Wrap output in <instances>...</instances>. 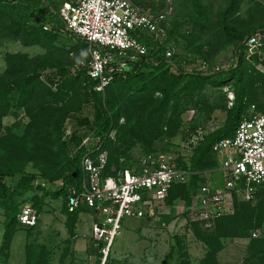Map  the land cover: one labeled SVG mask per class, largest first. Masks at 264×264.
<instances>
[{
	"label": "rangeland",
	"instance_id": "rangeland-1",
	"mask_svg": "<svg viewBox=\"0 0 264 264\" xmlns=\"http://www.w3.org/2000/svg\"><path fill=\"white\" fill-rule=\"evenodd\" d=\"M137 1L151 11H158L162 7V3L158 0ZM262 22H264V0H171L165 24L161 25L163 28L161 37L156 40L159 43H167V49L177 57L195 56L196 66L211 65L217 69L229 67L234 63L240 74V80L237 82L234 78H230L224 84L217 86L203 79L194 88L190 87L191 85L183 86L179 91L178 102L176 99L170 101L165 114L156 118V125L144 132L140 131L143 119L141 113L130 106L127 107L126 115L119 118V122L125 127L121 131L115 127L109 132L111 150L115 158L111 161V167L140 170L143 167H151L153 161L162 155L170 156L173 162L179 165L182 163L186 166L191 165L195 149L193 145L186 143V138L195 129H200L207 135L222 127L228 117V109L233 105L235 95L241 87L248 99L246 113L250 112L252 104L255 105L256 111H264V48L255 54V58L242 59L239 62L234 60L233 55L238 42L243 43L238 50L244 51L246 29ZM224 25L232 26L234 32L228 33ZM46 31L53 33L55 27L49 26ZM58 32L60 34L55 33L54 36L49 34L47 46L24 45L19 38L10 33L3 34L0 37V75L8 64L7 55L12 53L18 54L14 58L24 66L35 67L40 73L38 78L41 80H47V75L52 76L54 80L59 78L55 65L57 59L74 74L84 63L77 60L78 52L83 49L81 56H89L88 46L86 45L85 49L77 35L66 27L59 29ZM77 45L79 48H75ZM10 61L12 62V59ZM48 61L51 65L45 64ZM28 73L31 74L32 71ZM78 81L79 77L73 81V86L77 87L76 92L79 91ZM11 95L12 98L8 95L10 102L6 106L7 111L0 119V163L5 161L2 147L11 143L20 149L19 152L13 153V161L20 165L24 162L25 170L39 171L40 167L46 170L58 168L60 163L56 160L36 156L37 145L45 144L38 138L44 139L43 135L48 133L30 125L31 114L22 105H18L16 91L12 90ZM159 95L160 91L154 92V96ZM75 96L71 98L74 99ZM42 100L44 98L41 97L39 101ZM35 101L31 100L30 104ZM193 124L195 129L191 131L189 127ZM68 131L66 129L63 135ZM50 135L55 136L52 132ZM50 146L52 149L56 148L55 143H50ZM217 164V157L211 153L197 168H189L187 180L177 187V196L170 201L165 199L156 217L143 219L133 216L124 217L110 247V264H201L208 249L200 239L201 232L212 231L215 219L204 221L193 215L190 208H186V198L189 197L191 200L202 186H207L210 182L212 184L221 182L216 172ZM5 181L12 186L16 176H6ZM62 183L61 179L36 178L31 189L17 196L16 200L22 201L24 198V201H27L26 197L32 192L39 195L42 190L37 187L38 185L50 191L61 186ZM45 199H49L46 202L48 205L43 209L47 212V220L57 228L52 227L42 232L45 228L39 223V213L36 224L31 228L15 223V228L19 229L15 232L10 245L13 253H8L10 248L0 252V264H22V247L25 241L35 243L47 241L44 245L53 251L51 255L53 264H93L95 254L91 250L93 246L91 239L90 258L87 255L82 256L87 258H81L77 253L78 250L74 249L71 243L72 238L68 236L60 218L62 216L59 217L57 213L60 212L63 195L53 198L47 195ZM226 201L228 210L225 216L233 215L241 205L247 208L251 206L264 208V184L257 188L250 199H239L232 194ZM91 216L93 215H90V220ZM254 222L255 224L243 236L218 237V247L214 253L217 264H264V258L252 255L254 247L251 244L252 239H264V220L256 214ZM4 223L5 208L0 205V246L3 241ZM91 223L92 220L87 225L89 233ZM253 232H256V236L252 235Z\"/></svg>",
	"mask_w": 264,
	"mask_h": 264
},
{
	"label": "trees",
	"instance_id": "trees-1",
	"mask_svg": "<svg viewBox=\"0 0 264 264\" xmlns=\"http://www.w3.org/2000/svg\"><path fill=\"white\" fill-rule=\"evenodd\" d=\"M60 2L61 0H0V37L10 33L19 38L24 45L47 46L49 34H53V36L55 33L60 34L58 30L65 28L58 13ZM45 23L50 27H55V31L53 33L46 31L43 28ZM224 29L228 33L234 32L230 25H224ZM257 30L264 31V22L249 26L246 33L249 35ZM77 37L86 49L87 42L80 36L77 35ZM142 39L147 45L146 53L135 57L130 70L122 69L114 72L111 81L101 90L94 88L97 80L87 74L89 56H81L83 49L78 52L77 60L84 63L74 74L57 59L58 62H55V65L59 78L54 80L52 76L47 75L45 81L38 78L40 73L35 70V67L24 66L14 58L18 54L7 55L8 64L0 75V119L7 111L6 106L10 102L8 95L12 98V90L16 91L18 105H22L31 114L30 125L48 133L43 135L44 139L38 138L45 144L37 145L36 156L54 159L60 164L54 170H46L43 167H40L39 171L25 170L24 162L20 165L13 161V153L19 152V147L11 143L2 147L5 161L0 163V205L5 208V223L0 252L9 248L11 237L16 229L14 226L17 223L16 214L24 202V198L22 201H17L16 197L30 190L36 178L62 180L61 186L50 191L38 185L37 187L42 191L39 195L34 193L31 199L39 213L42 200L46 195H51V197L63 195L62 210L67 216V232L69 237L73 236L74 223L82 206L69 210L67 195L71 186L78 187L80 185L81 157L88 149L94 150L98 145L101 149H108L105 170H110L111 161L115 158L111 150L109 132L115 127L120 131L125 127L119 122V118L126 115L127 107L130 106L141 113L143 119L140 131L144 132L156 125V118L165 114L170 101L176 99L178 102L179 91L183 86L191 85L190 87L194 88L203 79L217 86L224 84L230 78H234L237 82L240 80V74L236 69L237 66L233 65L234 63L224 68L215 69L210 65L206 69H197L195 56L177 57L175 54L167 56V43H159L158 40H154L148 35H143ZM242 45V42H238L234 48L235 61L246 59L244 51L238 50ZM75 48H79V45ZM51 62L53 64V61ZM74 63L75 61H73ZM45 64L51 65L49 61ZM29 71L32 73L29 74ZM78 77L79 95L76 92L77 87L73 86V81ZM52 84H54V88H52ZM155 91H160V95L154 96ZM73 95H76L74 99L71 98ZM134 96L138 98L134 99ZM41 97L44 100L40 102ZM31 100L36 101L30 104ZM247 102L248 99L241 87L235 95L233 105L228 109L225 124L204 135V138L194 146L195 151L191 165L186 166L183 163L178 165L183 168L195 169L203 163L207 155L212 153L211 145L217 138L234 133L238 121L243 114H246ZM189 128L193 131L195 125H190ZM66 129L69 131L63 135ZM51 132L55 134L54 137L50 135ZM86 137L87 139L83 142ZM39 140L37 141L39 142ZM50 143H55L56 148L52 149ZM28 156L30 158V155ZM123 168L128 167H118V169ZM6 176H16V181L12 186L6 183ZM181 184L170 186L165 197L167 201L177 196V187ZM189 203L190 198L187 197L186 208ZM256 214H259L260 218L264 220V208L256 206L247 208L245 205H241V208L233 215L216 217L213 230L201 232L200 239L208 248L201 264H217L214 253L218 247V237L220 235L243 236L255 224ZM251 244L254 247L252 255H259L263 259L264 239H252ZM43 248L39 242H28L25 249V264H48L43 260ZM94 254L95 261H97L95 248Z\"/></svg>",
	"mask_w": 264,
	"mask_h": 264
},
{
	"label": "built area",
	"instance_id": "built-area-1",
	"mask_svg": "<svg viewBox=\"0 0 264 264\" xmlns=\"http://www.w3.org/2000/svg\"><path fill=\"white\" fill-rule=\"evenodd\" d=\"M158 1L162 7L151 11L135 0H61L58 13L65 27L88 44L87 74L97 80L95 89H103L114 72L125 69L137 55L146 53L143 35L154 40L161 37V25L165 24L171 0ZM49 26L45 23L43 28ZM263 47V30L247 35L245 58L252 59ZM166 55H172L169 49ZM250 108L232 135L217 138L211 145L218 159L216 172L221 182L202 186L188 205L191 213L204 221L224 215L228 210L226 200L232 194L239 199H250L264 184V111H256L254 104ZM204 135L195 129L186 143L195 146ZM106 163V149L99 145L94 150L88 149L80 161V185L71 186L67 195L69 210L82 206L93 215L92 238L98 257L93 264H110V247L124 217H156L170 186L185 182L189 176V169L179 166L168 155L140 170L110 167L106 171ZM16 219L23 227L36 224L38 213L32 200L21 204ZM252 235L256 236V232Z\"/></svg>",
	"mask_w": 264,
	"mask_h": 264
},
{
	"label": "crops",
	"instance_id": "crops-1",
	"mask_svg": "<svg viewBox=\"0 0 264 264\" xmlns=\"http://www.w3.org/2000/svg\"><path fill=\"white\" fill-rule=\"evenodd\" d=\"M30 194V193H29ZM34 194V192H32L30 195H28L27 200H31V196ZM47 196V195H46ZM46 196L43 198L42 200V204H41V207H40V211H39V214H40V225L41 227H44V231L42 230V232H45L46 230L48 229H51L52 227L53 228H57V227H54L53 226V223H50V221L47 220V216H46V211L43 210L45 209L46 205H48L46 202L49 200V199H45ZM53 198V197H52ZM33 201V200H32ZM63 201V200H62ZM56 210V209H55ZM54 210V212H55ZM56 213V212H55ZM59 217L60 215L62 217H60L62 220H63V224L65 226V229L67 231V227H66V214L63 212L62 210V204H61V207H60V212H57ZM57 215V214H56ZM57 215V216H58ZM90 211L85 208V207H82L78 214H77V217H76V220H75V223H74V228H73V231H74V234L73 236L71 237V243H73L74 245V249L78 250L77 253L80 255L81 258H87V257H82V256H88V258H90V239L93 243V238H92V229L90 227V233H89V229L87 227L88 223L91 222L90 220ZM92 218V216H91ZM52 225V226H51ZM17 229L19 228H16L12 237H11V240H10V244H9V248L8 249V253H13L12 252V247L10 245H12V241H13V236L15 234V232L17 231ZM23 230V229H22ZM24 231V230H23ZM45 242L47 241H39V243L41 245H43V260L46 261L48 264H53L51 261V255H52V249L50 250L48 247H46L44 244ZM28 243V241H25L24 244H23V262L22 264H25V260H26V252H25V249H26V244ZM57 242H55L56 244ZM49 244V243H47ZM55 244H54V247H55ZM56 247L57 244H56ZM94 243H93V246H92V251L94 252ZM53 250H55L53 248ZM63 252V251H62ZM63 256V255H62ZM62 256L60 257V260L62 258ZM79 264H82V263H79Z\"/></svg>",
	"mask_w": 264,
	"mask_h": 264
},
{
	"label": "water",
	"instance_id": "water-1",
	"mask_svg": "<svg viewBox=\"0 0 264 264\" xmlns=\"http://www.w3.org/2000/svg\"><path fill=\"white\" fill-rule=\"evenodd\" d=\"M132 65H133V63H132L131 61L128 62V63L125 65V69L130 70L131 67H132Z\"/></svg>",
	"mask_w": 264,
	"mask_h": 264
}]
</instances>
